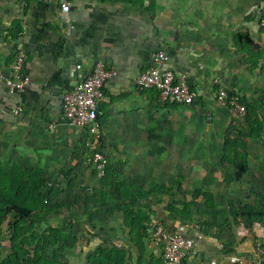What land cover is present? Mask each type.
Returning a JSON list of instances; mask_svg holds the SVG:
<instances>
[{
    "label": "rangeland",
    "instance_id": "1",
    "mask_svg": "<svg viewBox=\"0 0 264 264\" xmlns=\"http://www.w3.org/2000/svg\"><path fill=\"white\" fill-rule=\"evenodd\" d=\"M107 1L140 11L154 47L203 56L211 70L198 78L200 101L162 106L152 99L132 133L106 135L94 149L73 148L69 141L78 132L67 125L56 170L0 117V185L18 181L21 195H45L40 220L14 225L0 210V264H90L100 246H120L122 227L128 250L133 245L129 264H163L147 231L151 218L199 236L208 256L214 248L231 256L226 264L254 258L264 249L263 220L234 221L228 208L258 205L264 190V0ZM214 86L236 95L246 113L232 116L214 98ZM93 150L105 153L103 179L85 161ZM235 150L240 172L225 158ZM203 249L194 248L193 261L218 264Z\"/></svg>",
    "mask_w": 264,
    "mask_h": 264
},
{
    "label": "crops",
    "instance_id": "2",
    "mask_svg": "<svg viewBox=\"0 0 264 264\" xmlns=\"http://www.w3.org/2000/svg\"><path fill=\"white\" fill-rule=\"evenodd\" d=\"M63 1L68 4L67 13L59 10ZM134 9L107 0H0V73L9 74V65L20 52L22 71L32 83L22 94H9L0 83V117L6 118L14 130L20 129L22 141L32 142L28 149H37L46 161L49 158L47 167L56 170L53 163L57 162V155L65 156L61 151L67 125L58 121L61 99L95 62L101 61L116 72L113 79L105 82L98 103V143L105 141L109 134L132 133L140 125L138 114L145 110L150 100H155L151 91L138 90L135 81L148 64L150 53L162 47H154L152 37L149 41L147 35H152L151 27H145L140 11ZM156 39L159 41L158 37ZM164 49L168 54V66L188 74V83L198 95L196 102L200 101L198 78L210 72L211 67L204 64L203 56ZM76 64L80 65L79 70L74 69ZM15 107L21 108L16 115L12 113ZM49 124L53 128L47 133ZM67 128L78 132H73L69 141L72 147L81 148L85 132ZM167 225L183 230L179 224ZM122 228L120 246H100L104 257L97 264H129L128 257L132 253L128 251L133 252V245L128 250L127 229ZM183 233L198 248H205L206 243L200 241L199 236L196 239L188 237L187 231ZM203 251L209 255L207 249ZM221 255L220 250L214 248L208 257L218 264L228 263L231 256ZM193 258L196 257L190 256L187 264H197Z\"/></svg>",
    "mask_w": 264,
    "mask_h": 264
},
{
    "label": "built area",
    "instance_id": "3",
    "mask_svg": "<svg viewBox=\"0 0 264 264\" xmlns=\"http://www.w3.org/2000/svg\"><path fill=\"white\" fill-rule=\"evenodd\" d=\"M61 13H67L68 4L63 1L59 8ZM264 21V13L262 14ZM22 57L19 52L9 65V74L0 73V83L9 94H22L31 87V80L22 71ZM80 65L74 66L79 70ZM116 72L103 62H95L85 76L78 77L73 87L63 95L60 104L58 121L79 130H86L95 135V141L90 144L96 148L98 127L95 118L98 113V103L101 90L105 82L113 79ZM188 74L185 71H174L168 66V54L164 48H157L149 55V61L144 70L137 76L135 86L140 91H151L157 104L162 106H190L196 102L198 95L188 83ZM214 98L227 106L232 116H243L244 108L236 98L227 101L226 92L218 87ZM21 112L20 107L12 109L14 115ZM53 126H47V133L52 132ZM95 178L101 179L105 173L106 156L101 150L92 151L86 158ZM147 231L152 242L161 250L163 264H187V259L194 252L195 243L186 239L181 227L171 228L163 221L151 218L148 220ZM254 258H247L239 264H257L264 256V249L257 248Z\"/></svg>",
    "mask_w": 264,
    "mask_h": 264
},
{
    "label": "trees",
    "instance_id": "4",
    "mask_svg": "<svg viewBox=\"0 0 264 264\" xmlns=\"http://www.w3.org/2000/svg\"><path fill=\"white\" fill-rule=\"evenodd\" d=\"M218 87L220 86L217 87L214 86V91H216ZM225 92H226L227 101L230 98L235 97L237 103L244 108V112L246 113V107L240 101V99L236 95L230 92L227 91ZM101 97H102V90H101ZM195 103H193V105H195ZM171 106H176V105H171ZM225 108L227 109V106H225ZM97 116L98 113L95 118L96 124L98 123ZM83 131L85 132L84 136L85 137L88 136L89 133L86 130ZM98 139H97V143L99 142ZM82 144L84 147L90 146V143L85 146V141ZM240 157L241 154L235 150L225 158L227 159V162L231 164L234 170L241 171L243 169V166L239 163L241 159ZM104 176L105 173L101 179H103ZM20 189L22 190L23 188L21 182L18 181H12L8 185H0V210H2L1 213L10 214L11 216H13L14 225H16L17 223L32 222L34 219L40 220L41 218L39 214H41V207H44L45 204V197H44L45 195L39 192H35V190L34 192L32 191L31 194H29L28 196L24 194L21 195ZM37 190L39 189L37 188ZM22 196L27 200L23 202H18V199ZM258 197H259L258 205L244 204L242 208L238 209L236 212L235 210H233V208L230 209L228 208V215L234 221H236V219L239 218L247 222H252L255 220H263L264 223V190L261 191V194L258 195ZM101 252H102L101 250L99 252L97 251L94 257L88 259L87 262H89L90 264H97L100 261L102 262L104 255Z\"/></svg>",
    "mask_w": 264,
    "mask_h": 264
}]
</instances>
